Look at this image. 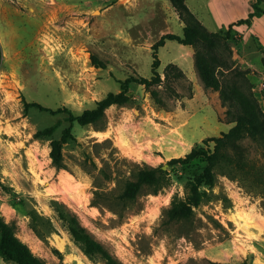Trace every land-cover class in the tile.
I'll return each instance as SVG.
<instances>
[{
	"label": "rangeland",
	"instance_id": "obj_1",
	"mask_svg": "<svg viewBox=\"0 0 264 264\" xmlns=\"http://www.w3.org/2000/svg\"><path fill=\"white\" fill-rule=\"evenodd\" d=\"M184 26L170 0H0V217L46 264H103L73 241L53 202L76 214L124 264H264V139L242 141L248 171L218 169L216 185L201 187L210 198L194 208L191 220L169 223L164 217L173 197H184L186 181L207 165L202 157L173 167L168 162L196 146L212 151L214 143L204 141L234 125L223 106L221 114H192L201 107L186 104L193 97L188 78L174 83L178 99L157 87L166 109L144 85L133 84L129 103L106 109L103 131L75 124L76 139L62 148V169L53 165L50 152L51 141L69 125L66 113L35 107L25 112L27 102L81 114L108 93H119V81L150 79L154 44L166 34L182 36ZM230 46L232 55L222 57L226 65L219 75L251 93L264 114V49L258 45L261 55L248 67L239 39L234 36ZM174 51L164 49L163 61ZM92 54L106 68L93 65ZM164 69H158L163 77ZM205 115L207 122L198 118ZM59 120L51 138L35 137ZM196 121L206 123L201 134ZM151 125L157 134H149ZM191 135L197 137L192 146ZM144 164L169 170V186L121 203L117 196L133 179L134 167ZM32 210L51 222L45 237L33 230ZM38 228L46 230L42 223Z\"/></svg>",
	"mask_w": 264,
	"mask_h": 264
},
{
	"label": "trees",
	"instance_id": "obj_2",
	"mask_svg": "<svg viewBox=\"0 0 264 264\" xmlns=\"http://www.w3.org/2000/svg\"><path fill=\"white\" fill-rule=\"evenodd\" d=\"M176 8L181 21L184 23L183 35L166 34L153 46L152 77L150 79L143 77H128L119 81L120 92H110L107 96L96 103V107L85 110L81 114H75L68 108H58L52 110L45 108L39 103L25 102V112L30 107H35L42 111H47L52 115L66 113V121L69 125L63 129L60 139L51 141L50 158L57 169L66 168L64 164L62 148L63 145L74 141L73 127L79 124L82 127L92 125L98 131L104 130L105 111L113 105H126L130 102V89L133 84L144 85L150 93L154 102L162 108H167L166 99L157 87H162L168 93V97L175 99L180 97L179 92L174 87V83L187 81L185 72L176 64L170 63L164 69V77L158 69L161 62L158 58V50L163 47L167 41H176L182 45H189L195 48V67L197 74L206 90H212L219 93L222 106L226 108V115L234 125L228 132L222 133L219 137L208 138L204 141L214 143L213 150L201 146L194 147L185 157L173 158L168 162L170 167L176 164H188L198 157H202L207 165L203 173L195 178L186 181L185 195L179 197L175 195L171 201L170 207L165 211L164 217L167 222L189 221L194 216V208L199 207L203 202L210 198L207 191L202 190L203 185L209 189L213 188L217 182V170L221 168L228 169L229 172H247L248 162L246 157V148L242 141L250 138L252 140L264 139V114L260 112L251 93L245 91L235 82L223 81L219 75L221 65L225 60L223 56H231L232 50L230 41L233 40L232 26L219 32H210L197 19L187 6L185 0H170ZM261 0H256L253 4V12L249 18L240 20L236 25L250 23L255 16L264 14V7H260ZM0 42V63L3 57ZM93 65L100 68H106L105 63L97 55H91ZM191 84V83H190ZM192 93L189 95L191 96ZM62 121H57L54 125L39 130L36 138H51ZM133 179L126 182L122 191L117 196L121 203L134 202L138 196L144 192L157 195L162 189L169 186L171 182L170 171L163 170L162 166L152 167L146 164L136 165L132 171ZM104 193L96 190V196H103ZM53 206L59 219L65 224L73 241L90 258H97L103 264H124L115 257L108 248L98 241L80 222L76 214L70 212L63 204L53 202ZM33 230L42 237L46 233L52 232L51 222L41 216L36 210L30 212ZM44 224L46 230L38 228ZM57 253H59L56 250ZM0 257L5 262L15 264H46V262L35 255L29 246L24 243L15 232L13 224L6 223L0 217ZM219 264V263H213Z\"/></svg>",
	"mask_w": 264,
	"mask_h": 264
},
{
	"label": "crops",
	"instance_id": "obj_3",
	"mask_svg": "<svg viewBox=\"0 0 264 264\" xmlns=\"http://www.w3.org/2000/svg\"><path fill=\"white\" fill-rule=\"evenodd\" d=\"M185 2L191 12L208 31L219 32L232 26V33L243 45L245 53L244 59L248 67L252 66L253 61L260 57L261 51L258 45L264 49V30L261 28L264 24V14L259 17H253L250 23L236 25L238 21L249 18L250 13L253 12V4L256 0H185ZM179 36L181 35L179 34ZM255 38H258L259 44L255 42ZM173 43V41H167L158 51V58L161 65L166 67L168 64L173 63L178 65L185 72L193 87V97L189 98L186 104L187 106L190 105V108L196 105H200L201 107V109L193 110L194 112L192 114H221L223 112V107L219 94L216 91H214V94L212 90H206L197 74L193 47L182 44H177L178 46H175ZM168 47L175 48V51L172 56L163 61L161 53ZM191 109L187 110L186 114H189ZM198 118H203L206 122L208 121L206 115L203 117L198 116ZM205 124V122L196 121L195 126H197V132L201 134L202 129L200 127ZM150 128V135L157 134L155 126L151 125ZM102 134L106 136L108 132H103ZM191 138L192 146L197 137L191 135ZM164 146L165 143H163V147ZM2 262L4 264H9L4 260H0V264H2Z\"/></svg>",
	"mask_w": 264,
	"mask_h": 264
},
{
	"label": "bare ground",
	"instance_id": "obj_4",
	"mask_svg": "<svg viewBox=\"0 0 264 264\" xmlns=\"http://www.w3.org/2000/svg\"><path fill=\"white\" fill-rule=\"evenodd\" d=\"M59 244V248L61 249L62 248V244L58 243Z\"/></svg>",
	"mask_w": 264,
	"mask_h": 264
}]
</instances>
